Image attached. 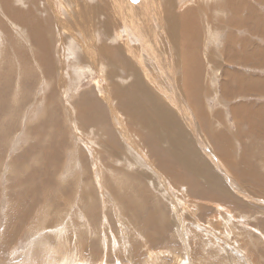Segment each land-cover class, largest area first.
I'll return each instance as SVG.
<instances>
[{
    "label": "rangeland",
    "instance_id": "rangeland-1",
    "mask_svg": "<svg viewBox=\"0 0 264 264\" xmlns=\"http://www.w3.org/2000/svg\"><path fill=\"white\" fill-rule=\"evenodd\" d=\"M3 1L23 20L0 0V264H264V0ZM130 86L170 129L131 118Z\"/></svg>",
    "mask_w": 264,
    "mask_h": 264
},
{
    "label": "bare ground",
    "instance_id": "bare-ground-1",
    "mask_svg": "<svg viewBox=\"0 0 264 264\" xmlns=\"http://www.w3.org/2000/svg\"><path fill=\"white\" fill-rule=\"evenodd\" d=\"M6 1V0H5ZM142 1V0H141ZM150 1V0H149ZM1 2H3L4 3V6H2V7H4V9L8 12V14L11 16V17H13V19H16V20H23V18H21V19H19L18 17H19V14L18 15H16L13 11H12V8L11 7H9L3 0H1ZM7 2V1H6ZM20 2H22V1H20ZM33 2V1H32ZM9 3V2H8ZM145 4V3H144ZM30 5V4H29ZM246 5V4H245ZM142 6V5H141ZM141 8V7H140ZM232 8V7H231ZM159 9V8H158ZM2 10H3V8H2ZM192 10V9H191ZM191 10L188 12L190 15H189V17L187 18V20H186V22L184 23V26H183V29H182V33H181V36H182V39H181V42H180V45L179 46H181V48L182 49H187V54L186 55H183V51H182V61L183 62H185V68H184V70H183V78H186V77H188L189 75H190V72H188V66L189 65H191L192 67L190 68V70H194L195 72H197L193 67H194V64L193 63H190V61L189 60H191V58L192 59H194V49H195V43H196V38H197V36H195V35H193L194 34V31H196V29H195V20H194V18H193V14H192V12H191ZM15 11H18L17 9L15 10ZM236 11V10H235ZM21 12V11H20ZM33 12V11H32ZM133 12H134V10H133ZM194 12V11H193ZM115 13V12H114ZM250 13V12H249ZM24 14H25V12H24ZM33 14V13H32ZM171 14H173V13H171ZM253 15V14H252ZM26 16V15H25ZM28 16H31V15H28ZM123 16V15H122ZM133 15H132V13H131V19L133 20V25H131V27L129 28V31L128 30H126V31H128L127 33H129V34H126V35H131V36H133V38H135V40L136 41H139V39H141L142 40V36L144 35V33L143 32H141V34L143 33V35H141L140 33H139V31H138V29H137V27H139L138 25H136V24H140V22L139 23H137V18L138 17H132ZM249 16H250V14H249ZM255 16H257V15H255ZM124 17V16H123ZM245 17H246V15H245ZM30 19H31V17H29ZM28 18V19H29ZM121 18V17H120ZM127 18V17H126ZM129 18V17H128ZM141 18V17H140ZM177 18V17H176ZM233 18V17H232ZM255 18V17H254ZM254 18H253V20H254ZM143 19V18H142ZM178 19V25H180V24H183V20L179 17V18H177ZM252 19V18H251ZM261 19V18H260ZM123 20H125V19H123ZM141 20V19H140ZM255 20H256V18H255ZM29 21V20H28ZM144 21V20H143ZM142 21V22H143ZM157 21V20H156ZM41 22V21H40ZM132 22V21H131ZM234 22L236 23V21L234 20ZM239 22V21H238ZM249 23V25L251 26V29H257V28H259L260 27V24L257 22V21H255V22H253L252 24H250V20L248 21ZM177 23V22H176ZM233 23V22H232ZM261 23L263 24V25H261L262 27H263V29H264V20H262L261 21ZM28 24V23H27ZM32 24V23H31ZM31 24H30V27H31ZM41 24V23H40ZM43 24V23H42ZM41 24V25H42ZM128 24V23H127ZM132 24V23H131ZM237 24V23H236ZM143 25V24H142ZM238 25V24H237ZM236 25V26H237ZM247 25V24H246ZM137 26V27H136ZM231 26V25H230ZM27 27V26H26ZM148 27V26H147ZM158 27V26H157ZM233 27V26H232ZM39 28H40V26H39ZM41 28H43V27H41ZM124 28V27H123ZM127 28V27H126ZM249 28V27H248ZM139 29H141V27H139ZM142 29H143V27H142ZM147 29V28H146ZM145 29V30H146ZM237 29V28H236ZM262 29V28H261ZM262 29V30H263ZM250 30V29H249ZM39 31H40V29H39ZM252 31V30H251ZM254 31V30H253ZM32 32L34 33V30H32ZM108 32V31H107ZM124 32H125V30H124ZM180 32V31H179ZM241 32V31H240ZM244 32V31H243ZM259 32V31H258ZM6 33V32H5ZM25 33V32H24ZM123 33V32H122ZM261 33V32H260ZM20 34V33H19ZM235 34V33H234ZM211 35V34H210ZM261 35V34H260ZM119 36V35H118ZM149 36V35H148ZM261 36H263V35H261ZM21 37H22V35H21ZM259 37V36H258ZM33 38H34V41H35V39H36V35H34L33 36ZM262 38V37H261ZM95 39V38H94ZM156 39V38H155ZM244 39V38H243ZM263 40H264V38H262ZM12 40V39H11ZM10 40V41H11ZM176 40V39H175ZM37 41V40H36ZM158 41V40H157ZM246 41V40H245ZM243 42V43H246V42ZM134 42V41H133ZM179 42V41H178ZM126 43V42H125ZM248 43V42H247ZM160 44V43H159ZM47 45V44H46ZM176 45H177V43H176ZM41 46H43V47H45V45H41ZM125 46V45H124ZM132 46V45H131ZM150 46V45H149ZM152 46V45H151ZM244 46V45H243ZM158 47V46H157ZM255 47V46H254ZM261 47V46H260ZM259 47V48H260ZM128 48H130V46H128ZM147 48V47H146ZM263 48V47H262ZM133 49V48H132ZM153 49V48H152ZM254 49V48H253ZM264 49V48H263ZM263 49L261 50V49H258L259 50V52H258V54H257V56H260V58H262L263 57V53H264V51H263ZM196 50H197V48H196ZM226 50V49H225ZM88 51V50H87ZM146 52L148 51V50H145ZM253 51V50H252ZM18 52V51H17ZM130 52L132 53V56H130V57H133L134 59H137L136 61H137V63L140 65L141 64V67H142V70H143V73L145 74L146 72H147V69L144 67V66H146V63H143V59L144 58H146L147 59V57L148 56H150L151 57V59H156L155 58V56L156 55H154V53H152L151 54V52L150 53H146V52H144L145 53V55L143 56V53H142V51L140 52L141 53V56H142V58L139 60V57L137 56V58H136V55H135V52L136 51H133V50H130ZM158 52V51H157ZM199 52V51H198ZM229 52V51H228ZM254 52V54L253 55H255V51H253ZM15 53V52H14ZM91 53V52H90ZM161 53V52H160ZM194 53V54H193ZM233 53H235V52H233ZM237 53V52H236ZM12 54V53H11ZM61 54H63V53H61ZM93 54V53H92ZM128 54V53H127ZM156 54V53H155ZM226 54V53H225ZM230 54V53H229ZM77 55V54H76ZM154 55V56H153ZM154 57V58H153ZM158 57H160V56H158ZM40 59V61L42 62V59H41V57L39 58ZM89 59V58H88ZM227 59H231L230 57L229 58H227ZM46 60H48L47 59V55L46 56H44L43 57V61H46ZM181 60V59H180ZM232 60V59H231ZM155 61V60H154ZM97 62H98V60H97ZM145 62V61H144ZM153 62V61H152ZM151 62V63H152ZM193 62V61H192ZM194 62H197V61H194ZM200 62V61H199ZM225 62H226V59H225ZM156 63H157V61H156ZM159 63V62H158ZM157 63V64H158ZM153 64V63H152ZM162 64V63H161ZM158 65H160V64H158ZM92 66H95V65H92ZM195 66H196V64H195ZM83 69V68H82ZM82 69H79L78 68V70H82ZM88 72H90V73H92L93 72V70L92 69H90V67H89V69H86ZM86 70H84L83 69V71H86ZM76 71H77V69H76ZM201 72V71H200ZM142 73V74H143ZM76 74V73H75ZM127 75H128V73H127ZM149 75V74H148ZM188 75V76H187ZM145 76H147L146 74H145ZM152 77V76H151ZM197 77H199V72L197 73V76H191V79L189 80V82L187 81V80H185V81H182V82H184L185 83V87L187 88V90H188V92H189V94H190V96L195 100V105H197L198 107V109H199V112L201 113V115H203L202 113H204V115H205V112H204V110L202 109V107H203V105H199V104H201V100L199 101V99H196V96L195 95H193L192 94V90H193V88H192V84H191V82L192 83H196V80L194 79V78H197ZM77 78V77H76ZM138 79V78H137ZM151 79V78H150ZM199 81V80H198ZM181 82V83H182ZM64 83V82H63ZM97 83V82H96ZM137 83H138V81H137ZM197 84V83H196ZM145 85V84H144ZM183 85V84H182ZM138 86H140V85H138ZM143 85H142V83H141V87H142ZM131 87V86H130ZM181 87V86H180ZM132 88V87H131ZM105 89V88H104ZM95 90H98V92L100 93L102 90L100 89V88H98V86L96 85V87H95ZM129 90V89H128ZM128 90L127 91H124V93H123V95L122 96H120V101L119 102H121V106H122V108L129 114V115H131L132 117V119H136V121H139V120H143V119H147V123H146V125H152V126H157V129L156 128H153L154 129V131H156V132H158L159 133V128L158 127H160V129H161V127L162 126H165V129H162L161 130V132H163L164 130H168V129H170L169 127L167 128L166 127V125L167 126H169V123L168 122H170V120L168 119V122L167 121H165V120H162V118H161V115H163L162 113H160L159 114V111L158 110H153V108H152V105H151V103L148 101V98L147 99H145V97H144V101H140L138 98H136V97H139V95H138V92H136L135 93V90H138V89H130L131 90V94L129 95V96H127V97H125L124 96V94H127V92H128ZM163 92H164V90H163ZM97 93V92H96ZM185 93V92H184ZM90 94V93H89ZM140 94V93H139ZM98 95V94H97ZM101 95V94H100ZM85 96V95H84ZM89 96V95H88ZM87 96V97H88ZM90 97V96H89ZM96 97H98V96H96ZM168 97V96H167ZM106 98V97H105ZM151 98H153L152 96H151ZM94 99V98H93ZM92 99V100H93ZM154 99V98H153ZM91 100V99H90ZM95 100V99H94ZM89 101V100H88ZM152 102V101H151ZM95 103V102H94ZM160 103V102H159ZM78 104H79V102H78ZM98 104L99 103H97L96 102V104H94V105H96V106H98ZM80 105H82V104H80ZM79 105V106H80ZM89 105H90V103H89ZM176 104H174V106H175ZM76 107H77V105H76ZM150 107V108H149ZM159 109V108H158ZM161 109V108H160ZM159 109V110H160ZM208 109V108H207ZM206 109V110H207ZM163 111H165V110H162V112ZM172 112V111H171ZM167 113V112H166ZM206 113H207V111H206ZM167 114H165V116H166ZM172 115V114H171ZM203 115V116H204ZM168 116H170V115H168ZM167 117V116H166ZM185 117V116H184ZM150 118H154V119H151L150 120ZM137 119H139V120H137ZM170 119H171V123H172V117L170 116ZM174 120V119H173ZM2 122H3V120H1ZM162 122H165V123H162ZM171 123H170V125H171ZM174 123V122H173ZM138 124V123H137ZM8 125V124H7ZM144 126V127H147V126ZM209 125V124H208ZM207 125V126H208ZM2 126V125H1ZM210 127V126H209ZM1 129V128H0ZM146 129V128H145ZM211 130V129H210ZM209 130V131H210ZM3 131H6L5 129L3 130ZM2 130H1V133H4ZM147 131V130H146ZM170 132V131H169ZM157 133V134H158ZM147 134V133H146ZM145 134V135H146ZM160 134V133H159ZM171 134V133H170ZM213 134V133H212ZM215 134V133H214ZM147 135H151V134H147ZM161 135H163L162 133H161ZM173 135V134H172ZM215 135H217V134H215ZM219 136V135H218ZM229 137V136H232L229 132H227L226 134H224V136H223V139H224V141L225 142H228V143H231V142H233V139H227V137ZM172 137V136H171ZM141 138V137H140ZM161 138H162V136H161ZM163 138H165V136L163 137ZM184 138V137H183ZM221 138V137H220ZM178 139V138H177ZM184 139H186V138H184ZM155 140L157 141L158 140V137H157V135H155ZM186 140H188V139H186ZM163 141V140H162ZM179 141V142H178ZM178 141L177 142H175L176 144L175 145H173V143H171L172 145H171V148L170 149H167V151H168V154H174V157H176V158H179L178 160H181V161H183V160H185V158H186V161L188 160V156H190L189 155V153L186 151V150H188L187 148H188V146H186L184 143L182 144L181 142L182 141H180V138L178 139ZM189 141V140H188ZM182 145H181V144ZM188 143H190L191 144V142H188ZM180 144V145H179ZM193 147V146H192ZM187 152L186 153V155H184V152ZM196 153V152H195ZM195 153H194V155H195ZM264 153V152H263ZM191 157V156H190ZM175 158V159H176ZM17 159H18V156H16L14 159H12V161H17ZM183 159V160H182ZM177 160V159H176ZM177 160V161H178ZM232 159L231 158H229V161H231ZM185 161V164H183V162H182V168H187V166H186V162ZM189 161H190V159H189ZM180 162V161H179ZM192 162V161H191ZM193 163V162H192ZM248 163V162H247ZM195 164V163H194ZM243 164H244V161H243ZM188 165H189V163H188ZM197 165H199V169L197 170V172L196 173H198L199 171H202V170H206L207 169V166L208 165H206L205 164V161L202 159L201 161H199L198 160V163H197ZM240 165H242V164H240ZM249 165V163L247 164V166ZM244 165H242V167H243ZM189 167V166H188ZM191 167V166H190ZM244 167H246V166H244ZM244 169V168H243ZM249 169V168H248ZM250 169H251V167H250ZM242 171H245V170H242ZM193 172H195V171H193ZM192 172V173H193ZM181 173V172H180ZM210 173H211V171H210ZM209 173V174H210ZM242 173V172H241ZM12 174H14L13 172H12ZM178 173H176V175H177ZM212 174V173H211ZM244 174H246V173H244ZM251 175V174H250ZM185 176V175H184ZM253 176V175H252ZM176 177V176H175ZM206 177V176H205ZM214 177V175L212 174L211 175V178H213ZM208 178V177H207ZM256 178V177H255ZM209 179H207V181H208ZM256 180V179H255ZM217 181V179H215L214 178V182H216ZM32 182V181H31ZM179 182V181H178ZM10 183V182H9ZM10 186L12 187V185L10 184ZM214 186V185H213ZM16 187V186H15ZM215 190H217V189H215ZM19 199V198H18Z\"/></svg>",
    "mask_w": 264,
    "mask_h": 264
}]
</instances>
